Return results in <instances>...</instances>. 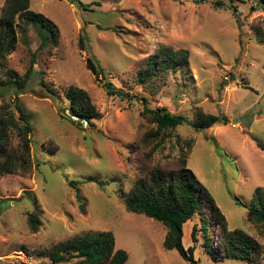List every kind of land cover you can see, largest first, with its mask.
Here are the masks:
<instances>
[{
    "label": "rangeland",
    "instance_id": "374dc122",
    "mask_svg": "<svg viewBox=\"0 0 264 264\" xmlns=\"http://www.w3.org/2000/svg\"><path fill=\"white\" fill-rule=\"evenodd\" d=\"M5 1L0 0V15ZM216 1L224 5L216 7ZM77 2L30 0V10L56 28V44L37 52L40 40L30 26L28 46L17 34L14 50L0 66V82L9 71L22 77L36 52L38 74L18 97L32 127L31 167L0 177V201L9 204L0 214V264H51L47 252L53 246L101 232H111L115 248L126 252L124 264H188L175 250L163 248L166 229L160 223L124 208L121 194L139 177L148 153L150 167L167 171L184 157L227 229L251 237L258 246L256 264H264V226L248 220L246 210L252 193L264 191V150L258 148H264V42L254 33L258 27L264 33L261 0ZM82 30L86 50L79 44ZM162 47L186 51L188 69L137 83L147 58ZM87 54L106 72L105 79L87 69ZM105 81L133 99L111 96ZM70 87L85 91L100 115L92 127L68 117L64 94ZM12 95L0 99V107L7 106L18 120ZM143 106L163 108L186 121L153 152L151 145H138L148 128ZM202 115L218 116L221 123L196 130L191 124ZM18 147L16 132L10 131L7 148ZM75 181L83 182L77 186L82 202L70 187ZM35 208L41 214L32 233L27 217ZM198 222L195 217L183 225L185 248L192 246L190 229ZM198 239L193 254L198 264H246L212 259Z\"/></svg>",
    "mask_w": 264,
    "mask_h": 264
},
{
    "label": "trees",
    "instance_id": "16d2710c",
    "mask_svg": "<svg viewBox=\"0 0 264 264\" xmlns=\"http://www.w3.org/2000/svg\"><path fill=\"white\" fill-rule=\"evenodd\" d=\"M75 3L78 0H74ZM206 0H194L195 4H203ZM264 5V0H261ZM216 7H222V1L214 3ZM77 6L83 9L86 6L77 2ZM237 15V10L229 6ZM264 9V6H263ZM236 18V17H235ZM32 26L40 40L37 52L55 46L57 30L43 15L30 10V0H6L4 9L0 15V66H4L7 56L14 50L17 43V34L23 45L28 46V28ZM256 39L264 42V33L258 27L254 29ZM86 35L84 30L79 36V44L86 48ZM35 53H31L29 67L24 76L19 77L14 72L7 73V80L0 82V99L7 94H13L18 113V120L8 110L7 106L0 107V177L12 175L18 172H27L31 167L30 135L32 127L28 117L18 104V97L26 87L28 80L38 73L34 71ZM86 67L93 75L107 77L106 72L100 68L94 58L87 54ZM189 67L188 53L186 51H174L170 48H160L154 56L146 60L145 68L139 70L137 83L145 84L153 78L165 73L186 71ZM44 86V84H42ZM45 87V86H44ZM103 87L111 95L120 100L130 101L132 96L115 88L110 82L105 81ZM47 92L57 98L53 92ZM64 98L67 102L68 117L77 119L78 122L93 126V121L100 115L92 105L87 93L81 89L70 87L65 91ZM54 100V99H53ZM141 117L148 128L139 138L138 145H151L153 152L171 137L173 130L184 126L186 121L183 116L172 115L163 108L150 109L143 106ZM221 123L218 116L202 115L191 126L196 130H207ZM80 124V125H81ZM15 131L19 140L17 149L9 146V132ZM135 147V146H132ZM258 148H264L258 145ZM143 163L139 177L134 181L129 191L121 194V199L127 213L143 215L160 223L166 229V237L163 242L165 250H175L180 258L188 264H198L194 259V246L200 236L201 248L212 259H235L246 264H256L255 256L258 246L255 241L240 230H228L224 216L215 206L213 198L208 191L195 181L193 174L186 167L184 157L179 158V164L174 170L167 171L159 166H149L151 154ZM83 182H70L78 202L82 199L77 186ZM82 204V203H81ZM83 211V204L81 205ZM9 208L7 201H0V214ZM248 220L264 226V191L256 189L246 206ZM41 211L35 208V213L29 214L27 224L29 230L34 233L39 226ZM198 217V224H193L190 229L192 246L185 248L182 244L183 225L193 218ZM47 256L51 264H124L128 258L126 252L116 249L114 237L111 232L98 234H84L75 236L65 242L58 243L48 250Z\"/></svg>",
    "mask_w": 264,
    "mask_h": 264
},
{
    "label": "built area",
    "instance_id": "2783aa9c",
    "mask_svg": "<svg viewBox=\"0 0 264 264\" xmlns=\"http://www.w3.org/2000/svg\"><path fill=\"white\" fill-rule=\"evenodd\" d=\"M64 2H73L74 0H63Z\"/></svg>",
    "mask_w": 264,
    "mask_h": 264
}]
</instances>
